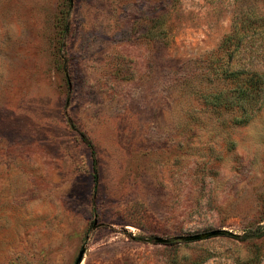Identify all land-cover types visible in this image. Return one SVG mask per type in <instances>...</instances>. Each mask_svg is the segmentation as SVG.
I'll use <instances>...</instances> for the list:
<instances>
[{"label":"rangeland","instance_id":"374dc122","mask_svg":"<svg viewBox=\"0 0 264 264\" xmlns=\"http://www.w3.org/2000/svg\"><path fill=\"white\" fill-rule=\"evenodd\" d=\"M82 250L264 264V0H0V264Z\"/></svg>","mask_w":264,"mask_h":264},{"label":"trees","instance_id":"16d2710c","mask_svg":"<svg viewBox=\"0 0 264 264\" xmlns=\"http://www.w3.org/2000/svg\"><path fill=\"white\" fill-rule=\"evenodd\" d=\"M237 36H238L237 33H235L233 36H230V39L228 40L226 39L224 41V45H227V43H229L232 38L237 37ZM64 70L66 73V79H67L69 91H70L71 90V79H70V75L67 70L66 63L64 64ZM252 88H253L252 80H244L239 86V91L242 95L249 96L252 93ZM68 120H69L71 129L74 130L78 134L80 139L87 145V147L90 150L91 159H92V168H93L92 179H93V184H94V190L96 191L99 186L100 173H99L98 160L96 157L94 146L91 140L89 139L88 135L76 125L75 120L71 116L68 117ZM95 202H96V199L94 198V203Z\"/></svg>","mask_w":264,"mask_h":264},{"label":"water","instance_id":"95a60500","mask_svg":"<svg viewBox=\"0 0 264 264\" xmlns=\"http://www.w3.org/2000/svg\"><path fill=\"white\" fill-rule=\"evenodd\" d=\"M219 235H221V231L216 230V231L207 232L205 234L191 235V236L185 237V240L188 241V242L200 241L202 239H208V238L216 237V236H219ZM83 255H84V250H82L80 252L79 257H78V259H77L75 264H80L82 262Z\"/></svg>","mask_w":264,"mask_h":264}]
</instances>
